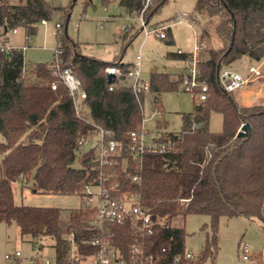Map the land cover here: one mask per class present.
Listing matches in <instances>:
<instances>
[{"label":"trees","instance_id":"obj_1","mask_svg":"<svg viewBox=\"0 0 264 264\" xmlns=\"http://www.w3.org/2000/svg\"><path fill=\"white\" fill-rule=\"evenodd\" d=\"M0 1V38L18 26H24L28 35L35 33L37 23L58 9L47 0ZM167 1L154 0L145 17L150 20ZM120 4L135 16L143 6L142 0H120ZM196 11L217 18V46L200 49L197 59L199 79L208 85L207 98H193L194 110L183 113L179 131L161 132L155 137L170 143L168 152H145L141 159L131 131L142 124L146 91L136 94L123 82L131 69L129 63H120V83L108 72L110 66L118 65L116 60L87 56L80 42L67 33L59 35L62 64L82 80L87 92L84 114L78 116L69 93L52 89L57 75L50 62L28 66L21 49L0 53V222L16 223L21 234L31 236L34 242L51 237L59 264L64 263L72 246L81 256L95 252L89 241L100 234L95 225L97 210L84 206L64 215L58 207L18 205L14 183L26 180L40 193L79 194L84 198L87 185L101 182L113 199L137 197L153 218H168L165 226L157 225L142 239L146 253L157 264L214 261L222 216L242 215L263 223L264 103L240 106L234 92L221 87L219 73L243 56L264 59V0H197ZM200 38L211 39L207 26ZM168 54L182 59L189 56ZM182 76L151 73L148 86L156 110H162L161 94L175 90ZM212 111L223 115L219 132L209 128ZM246 122L251 127L250 136L239 134ZM98 126L109 132L107 140L118 142L115 152L107 157L112 163L107 161L100 167L81 158V165L75 166L82 146L79 141H86ZM86 154L93 156L94 150ZM190 213L210 215L214 231L212 241L194 259L186 257L184 226L172 223ZM111 229L114 243L127 251L133 241L130 225L113 224ZM252 258L264 264V253Z\"/></svg>","mask_w":264,"mask_h":264},{"label":"rangeland","instance_id":"obj_2","mask_svg":"<svg viewBox=\"0 0 264 264\" xmlns=\"http://www.w3.org/2000/svg\"><path fill=\"white\" fill-rule=\"evenodd\" d=\"M58 9L46 19V23H37L35 33L27 34L24 26H18L17 32L10 29L5 37L8 43L18 49H24V58L28 66L39 62H50L54 56V49L59 46L58 37L67 33L71 38L80 42L83 54L104 61L116 60L120 63L136 62L137 55L141 56L139 78L149 85L153 71L167 72L173 77L185 73L190 67L186 59L171 57L169 52L191 54L196 52V45L200 43V34L204 26L209 28L211 39H203L205 48L217 46L215 33L217 18H208L196 11L197 0H168L160 10L150 19V25L172 22L174 17L186 12L188 17L174 24L169 30L167 38L155 34L145 36L141 30V23L135 15L127 12L120 4V0H47ZM192 18H196L190 26ZM128 19V20H127ZM57 23L62 24L59 32ZM129 23L131 32L125 35L123 27ZM194 30L198 33L195 35ZM29 38V39H28ZM255 60L243 56L230 67L247 74L249 66ZM229 67V66H228ZM122 72V71H121ZM153 93L148 89L143 103V122L145 127L158 138L161 132L179 131L183 124V113L194 110V99L186 92L179 82L177 88L161 94L162 110H156L153 105ZM158 121L161 125L158 126ZM211 131L219 132L223 128V115L212 111L209 121ZM101 135L92 134L81 146L75 166L81 165L82 160H90L86 152L97 150ZM0 140L3 135L0 132ZM89 163V162H88ZM94 200L97 201L96 189H92ZM14 199L18 205L58 207L64 215L70 211L85 206L84 198L79 194H52L35 192L33 182L18 180L14 183ZM211 217L208 214L190 213L185 217L179 216L172 221L175 225L185 228V248L194 255H200L213 239ZM51 237H43L40 241H32L31 236L21 234L16 223L0 222V264H10L6 254L13 255L20 252L16 264H30L31 260L39 259L40 264H59L56 249ZM249 245L250 254L254 257L264 253V225L259 218H248L242 215L222 216L217 225V255L215 260L209 259L205 264H257L250 258L242 260V246ZM42 244V246L40 245ZM74 257L79 264H93L92 256ZM49 260V263L47 262ZM66 260V259H65ZM64 260V261H65Z\"/></svg>","mask_w":264,"mask_h":264},{"label":"built area","instance_id":"obj_3","mask_svg":"<svg viewBox=\"0 0 264 264\" xmlns=\"http://www.w3.org/2000/svg\"><path fill=\"white\" fill-rule=\"evenodd\" d=\"M1 3V1H0ZM154 3V0H142V9L140 13L136 15L137 19L141 23L142 31L145 36L155 34L161 38L167 36V29L175 23H180L183 21L184 17H188V13H179L174 17L173 23H161L150 25L149 19L145 17V12ZM128 20V19H127ZM196 19L192 18L189 23L193 26ZM42 23H46V19L41 20ZM57 27L59 32H62V24L58 23ZM131 27L129 23L123 27V31H130ZM13 32H17V28L12 29ZM195 35L198 33L194 30ZM206 46L205 41H200L196 45V52L189 54L186 60L189 62L190 67L183 73L181 84L184 90L192 95L193 98H198L199 100H205L207 98L208 85L199 79V71L197 68L198 52L200 49ZM24 47L21 50H24ZM18 49L9 44L3 35L0 38V53L7 52L10 53L12 50ZM182 53V52H179ZM141 56L137 55L136 62L131 67L125 82L127 85L131 86L134 92L137 94L141 90L147 91L149 86L142 82L139 78V66H140ZM61 58V49H54V56L49 63L50 68L53 69L57 77L51 82V87L54 90L64 89L66 90L72 98L74 108L78 116H82L85 110V100L87 98V92L83 88L82 80L69 68L63 66ZM109 74H113V77L120 80L122 72L116 66H110L108 68ZM262 76V71L258 66H251L248 73L245 75L241 71L232 69L230 67H224L219 73L220 85L225 92H234L238 89L243 88L250 82L258 79ZM117 84L113 83L110 89ZM98 133H100L101 138L98 141L97 150H94L93 156H89V163H94L102 167L108 160L107 157L115 152L118 142L113 139H106V135L109 134L108 131L101 127H97ZM131 137L134 142V148H136V154L141 159L145 152H159L166 153L170 150V143L166 141H156L152 133L145 127L144 122L135 130L131 131ZM80 144H84L85 140L81 139ZM87 162V163H88ZM135 180L139 179V176H134ZM92 189H96L97 201L94 200V193ZM85 206L88 208H93L97 210V219L95 221L96 228L99 229L100 234L92 238L89 241L91 246L95 247V252L90 254L93 257V264H157L155 263L153 257L146 253L143 246L142 239L147 235L154 232L157 225L165 226L168 222L167 217H157L153 218L151 210L142 205L137 197H130L124 200L113 199L103 190L102 183L98 185H87L85 188ZM185 201V199H183ZM130 225L133 232V241L127 251H123L119 246H117L113 241V232L111 225ZM264 224V220H263ZM243 254L242 260L244 262L250 260L252 255L249 251V245L243 244L242 246ZM75 249L72 246L66 260L63 264H79V260L74 257ZM20 252L17 251L15 254H6L5 258L10 264H16ZM186 257L189 259H194L195 255L191 252L186 253ZM49 263V260H47ZM30 264H40L39 259L31 260Z\"/></svg>","mask_w":264,"mask_h":264},{"label":"crops","instance_id":"obj_4","mask_svg":"<svg viewBox=\"0 0 264 264\" xmlns=\"http://www.w3.org/2000/svg\"><path fill=\"white\" fill-rule=\"evenodd\" d=\"M150 21V20H149ZM174 20L171 22H164V23H173ZM58 24V23H57ZM177 24V23H175ZM174 24H172L168 29L171 30V27ZM191 26V25H190ZM142 30V28H141ZM125 32V31H123ZM131 32L128 31L127 34L125 35H129V33ZM126 33V32H125ZM6 38V37H5ZM29 39V38H28ZM6 40L8 41V38H6ZM10 44V43H9ZM24 53V50H23ZM248 57V56H247ZM250 58V57H249ZM251 59V58H250ZM25 60V58H24ZM253 60V59H252ZM51 62V61H50ZM236 62V61H234ZM233 62V63H234ZM255 64H251L249 66V68L251 66H258L260 67L261 71H262V76L259 77L258 79L254 80L253 82L248 83L247 85H245L243 88L238 89L236 91H234V96L235 99L237 101V103L240 106H252V105H258V104H263L264 103V59L261 61H256L255 60ZM231 63L229 65V67L233 64ZM134 65V63L132 65L129 64L130 68ZM231 68V67H230ZM154 97V95H153ZM150 132V131H149ZM151 133V132H150Z\"/></svg>","mask_w":264,"mask_h":264},{"label":"water","instance_id":"obj_5","mask_svg":"<svg viewBox=\"0 0 264 264\" xmlns=\"http://www.w3.org/2000/svg\"><path fill=\"white\" fill-rule=\"evenodd\" d=\"M91 1V0H90ZM113 76V74H109V77L111 78ZM240 135H244V136H250L251 134V127L250 124L248 122L244 123L239 131Z\"/></svg>","mask_w":264,"mask_h":264}]
</instances>
